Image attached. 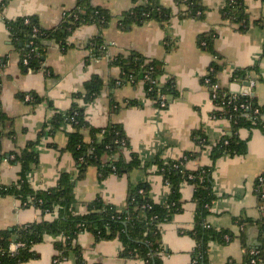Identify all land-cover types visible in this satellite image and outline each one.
<instances>
[{
    "label": "crops",
    "instance_id": "obj_1",
    "mask_svg": "<svg viewBox=\"0 0 264 264\" xmlns=\"http://www.w3.org/2000/svg\"><path fill=\"white\" fill-rule=\"evenodd\" d=\"M3 1L0 0V6ZM160 1L174 15L163 25L152 21L123 31L118 21L113 20L104 31L108 54L100 59L91 58L87 49L88 42L98 34V28L94 25L81 27L70 37L67 50L49 43L44 57L46 69L35 72H26L22 67L21 55L11 44L6 20L35 16L44 28H54L66 11L77 6L78 0H10L3 11L0 9V62L6 59L0 71L1 106L11 120L0 139V149L10 155L19 153L30 142L39 141L36 147L39 161L28 173L33 189L56 187L62 173H69L77 180L76 164L67 150L68 133L72 129L63 126L50 133L51 128H48L43 137L39 138V134L55 111L67 112L71 108L73 96L83 92L84 84L94 76L103 79L104 89L92 104L87 105V120L97 128L121 125L129 137L131 151L138 154L143 167L129 175H111L104 181L99 180L97 168H89L85 179L77 180L75 184L80 213L85 211L81 203L98 197L119 212H125L130 188L144 183L149 185L155 203H166L171 190L157 173L154 164L157 158L169 162L180 160L187 153H199L187 167L196 170L209 166L212 145L232 133L229 121L215 118L212 92L203 81L216 58L198 46V38L212 28L217 32L214 46L222 66L218 75L221 89L232 94L250 92L263 109L264 120V24H259L264 18V1L244 0L251 21L245 33L223 19L222 9L227 0H203L207 8L204 20L180 18L176 16L179 10L175 7V0ZM91 3L110 10L114 16L135 6L133 0H91ZM167 40L175 45L170 52L166 47ZM131 52L163 64L160 83L172 82L174 86L173 93L167 95L165 108L148 97L142 80L112 87V83L117 84L122 76V70L111 65L113 58ZM243 70L248 71L242 76L244 79L236 78L235 72ZM251 83H254L253 87H250ZM27 96L30 100L26 99ZM128 101H136L138 105L127 107ZM112 102L121 106L116 113ZM197 130L205 133L209 143L203 150L193 138V132ZM84 134L87 139L88 134ZM240 137L248 139V152L242 156H224L217 161L213 172L216 200L207 217L212 228L230 230L235 238L227 244H210V264H246V252L238 238L240 229L235 220L241 216L255 221L264 218V184L257 186L259 178L264 175V133L259 129H243ZM20 171L19 164L3 161L0 164L1 182L4 185L16 183ZM181 196L183 211L161 226L164 264H190L192 260L195 242L186 232L194 227L197 209L193 201L194 187L183 184ZM39 219L37 209L23 207L12 196L0 197V231ZM58 240L48 237L46 242L36 245L34 251L38 257L27 264H54L57 254L54 244ZM248 241L250 247H259L261 242L257 231L249 230ZM76 243L85 264H144L142 260L125 259L118 240L96 242L92 234L81 233ZM76 260L72 252L60 264H77Z\"/></svg>",
    "mask_w": 264,
    "mask_h": 264
},
{
    "label": "trees",
    "instance_id": "obj_2",
    "mask_svg": "<svg viewBox=\"0 0 264 264\" xmlns=\"http://www.w3.org/2000/svg\"><path fill=\"white\" fill-rule=\"evenodd\" d=\"M9 2L10 0L2 2L1 11ZM133 2L135 6L132 9L114 16L110 10L94 6L91 0H78L77 6L66 11L60 23L50 29L44 28L35 16L6 20V25L11 44L21 55L22 67L26 72H35L46 69L44 57L49 43H55L63 50H67L70 47L68 43L70 37L81 27L94 25L98 28V34L88 42L87 49L91 52V58L100 59L108 54L104 31L113 20L118 21L121 30L127 31L134 25L141 26L152 21L163 25L174 17L173 11L164 7L160 0ZM175 7L179 10L176 16L180 18L204 20L206 17L207 8L203 0H175ZM222 16L239 32L245 33L250 28V16L244 0H227L222 9ZM259 24H264V18ZM216 37L217 32L212 28L198 38V46L216 58L203 79L204 83L206 79H210L211 84L218 83V75L222 71V66L218 62L219 54L214 46ZM166 47L168 52L172 51L175 47L174 42L167 40ZM25 60L28 61L27 65L24 64ZM5 63L6 59L1 60L0 71ZM111 65L122 70L119 86L129 82L136 84L142 80L148 97L156 102L160 94L169 95L174 91L172 82L165 85L160 83V77L164 73L161 62L148 60L139 53L131 52L128 55L114 57ZM246 73L248 71H237L235 77L240 79ZM116 85L118 86L114 81L112 87ZM1 87L0 75V139L11 123L2 110ZM103 89V79L94 76L84 84L83 92L73 96L71 108L67 112L55 111L54 116L39 134V138L43 137L48 128H51L50 133L57 132L63 126L72 129L68 133L67 150L74 158L78 171L77 180H84L91 167L99 171L100 181L111 175H129L143 167L138 154L131 151L129 137L121 125L110 124L104 128H97L87 120V105L92 104ZM213 102L216 108L214 115L217 118L229 119L232 115L230 119L232 133L212 145L209 166L196 170L187 167L188 162L195 160L199 153H187L176 161L165 162L160 158L155 160L157 173L164 178L171 190L164 204L153 201L150 187L144 183L130 188L125 212H119L113 205L98 197L91 202L81 203L85 211L80 213L75 195L77 180L75 181L71 174L62 173L57 186L51 189L35 190L31 187L28 173L39 161L36 153L39 141L30 142L19 153L10 155L2 153L0 149V164L7 160L21 166L19 180L16 183L4 185L0 180V197L12 196L18 199L23 207H33L40 214V219L34 223L0 231V264H27L37 259L34 247L46 242L48 237L60 239L54 244L57 251L54 264L62 263L72 252L76 255L77 264H85L82 251L76 243L81 233L92 234L96 242L120 241L125 259L142 260L144 264H164L162 256L165 248L161 226L171 222L175 215L183 211L181 200L183 184L194 187L193 201L197 205L194 227L186 232L195 242L190 264H210V244L212 242L227 244L235 238L230 230H216L207 223L210 209L216 200L213 180L215 165L224 156L247 154L249 141L240 137L241 130L259 129L264 133L263 109L257 104L255 97L232 94L226 89H220L218 97ZM243 104L249 105V109H242ZM136 105H138L136 101L126 103L127 107ZM112 109L116 113L121 106L112 102ZM256 109L259 110V114L254 113ZM84 132L88 134L87 139ZM193 138L201 150L209 145L202 130L194 131ZM261 185L258 181L257 186ZM257 191L261 193L259 189ZM57 207L59 208L56 209ZM235 221L240 229L238 238L246 252L245 263L264 264V218L255 221L241 216ZM250 229L257 231L261 242L259 247H250L248 241ZM253 250H257L258 254H252Z\"/></svg>",
    "mask_w": 264,
    "mask_h": 264
},
{
    "label": "built area",
    "instance_id": "obj_3",
    "mask_svg": "<svg viewBox=\"0 0 264 264\" xmlns=\"http://www.w3.org/2000/svg\"><path fill=\"white\" fill-rule=\"evenodd\" d=\"M24 64L27 65V64H28V61L25 60V61H24ZM117 84L120 85L121 82L118 81ZM205 84H206V86H207L208 88L211 89V92H212L211 95H212V99H213V101H214V100L218 97V91L221 89L220 84H219V83L211 84L210 79H206V80H205ZM253 86H254V83H251L250 87H253ZM241 95H243V96H251L250 92H241ZM234 98H236V97H234ZM26 99H27V100H30V99H29V96H27ZM158 103H159V105H160L162 108H165V107L167 106V95H165V94H160V95H159ZM249 107H250L249 105H245V104L241 105V108H242V109H249ZM215 110H216V108H215ZM254 113H255V114H259V110L256 109V110L254 111ZM214 116H215V115H214ZM215 118H217V117L215 116ZM231 118H232V115H230L229 119H224V120H227V121L230 122V119H231ZM219 119H221V118H219ZM259 182H260V184H264V175H263L262 177L259 178ZM257 190H258V189H257ZM262 197L264 198V195H262ZM58 208H59V207H57L56 209H58ZM56 213H57V212H56ZM15 248H16V247H15ZM252 254L256 255V254H258V251H257V250H253V251H252ZM253 263H255V262L253 261Z\"/></svg>",
    "mask_w": 264,
    "mask_h": 264
},
{
    "label": "water",
    "instance_id": "obj_4",
    "mask_svg": "<svg viewBox=\"0 0 264 264\" xmlns=\"http://www.w3.org/2000/svg\"><path fill=\"white\" fill-rule=\"evenodd\" d=\"M243 79H244V78H243ZM246 83H247V82H246ZM246 85H247V86H249V84H248V83H247ZM237 94H238V93H237Z\"/></svg>",
    "mask_w": 264,
    "mask_h": 264
}]
</instances>
